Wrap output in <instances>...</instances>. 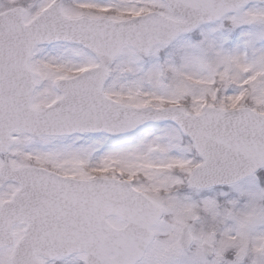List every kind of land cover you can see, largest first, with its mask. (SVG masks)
<instances>
[{"label":"snow or ice","instance_id":"1","mask_svg":"<svg viewBox=\"0 0 264 264\" xmlns=\"http://www.w3.org/2000/svg\"><path fill=\"white\" fill-rule=\"evenodd\" d=\"M0 264H264V0H0Z\"/></svg>","mask_w":264,"mask_h":264}]
</instances>
